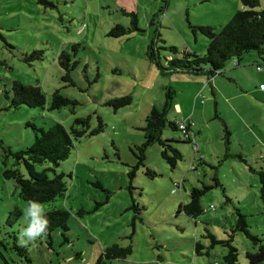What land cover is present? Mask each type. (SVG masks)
<instances>
[{
    "label": "rangeland",
    "instance_id": "rangeland-1",
    "mask_svg": "<svg viewBox=\"0 0 264 264\" xmlns=\"http://www.w3.org/2000/svg\"><path fill=\"white\" fill-rule=\"evenodd\" d=\"M46 2L49 4L38 0H0V264H95L112 245L131 246L132 253L108 264H155L157 260L161 264H224L226 247L215 245L209 256H198L194 254V244L209 247L206 229L216 239L226 240L236 224L237 208L246 216L250 232L264 246L259 181L249 168H264V163L257 160V145L252 142L264 133L259 117L253 131L243 127L239 118L222 104L215 106L209 90H201L204 84L187 83L189 78L204 77L161 75L146 55L157 30L167 47L204 55L208 39L199 32L193 33L189 24L218 31L236 13L230 14V5L225 0ZM129 12L136 13L144 33L109 36L115 24H130ZM72 46H76L75 51ZM33 51H42V59L26 61ZM61 51L68 52L71 61L77 62L70 73L73 86L62 81L64 71L57 61ZM232 61L235 60L229 62ZM13 81L39 85L46 96L44 108H10L4 92ZM55 90L77 102L73 112L68 107L49 110ZM168 90L173 92V103H179L182 110L176 114L172 108L169 120L183 121L186 118L181 112L190 115L192 108L195 110L192 120L199 133L194 141L202 148L199 155L203 161L193 159L190 144L176 143L174 146L183 159L171 170L155 144L146 151L145 167L130 178L128 172L137 162L132 151L144 141L141 129L145 118L152 107H162ZM124 96L131 97L130 105L117 110L107 105L109 100ZM201 114L205 122L200 119ZM88 115H92L91 128L97 126L95 117L100 116L104 131L74 141L69 157L47 172L50 177L64 175V195L44 208L69 212L68 242L60 231L52 234L50 244L47 239L31 242L26 248V262L17 255L14 245L21 246L19 233L28 226L27 204L19 198L13 181L2 176V149L23 150L33 144L34 128L46 129L55 122L68 128L75 118ZM221 115L231 117L233 128L228 145L218 120ZM162 138L182 141L179 133L168 127ZM51 166L45 164L43 168ZM147 168L155 172L154 178L147 176ZM214 178L218 186L214 185ZM130 184L135 188L132 196ZM203 186L211 187L200 198L203 212L190 219L178 209L189 202L193 188ZM131 197L142 209L137 219ZM15 208L21 215L12 216L14 222L8 224L9 213ZM232 245L237 249V264H249L246 254L255 253L257 247L239 232L233 235Z\"/></svg>",
    "mask_w": 264,
    "mask_h": 264
},
{
    "label": "trees",
    "instance_id": "trees-1",
    "mask_svg": "<svg viewBox=\"0 0 264 264\" xmlns=\"http://www.w3.org/2000/svg\"><path fill=\"white\" fill-rule=\"evenodd\" d=\"M167 0H165V3ZM38 3L49 4L46 0H38ZM240 9L229 19V21L218 31L210 26H191L193 33L199 32L208 39V45L204 55H198L189 51L179 52L175 47L166 46L165 41L161 39L159 31H155V38L148 46L146 55L148 60L153 63L161 75H170L173 73L189 74L192 76L207 75L212 77L215 74L222 73L226 63L230 60H235L236 65L242 62L244 56L251 52L259 51L264 45V3L261 0H240ZM130 24L124 26L115 24L109 32L111 37H122L131 33H144V30L138 26L137 15L135 12H129ZM153 25V22H151ZM76 46H72L75 51ZM165 52V54H164ZM43 57L42 51H33L27 57L26 61L41 60ZM60 68L64 71L62 81L73 86L74 82L70 75L71 71L77 65V62H72L70 55L66 51H61L57 57ZM235 65V66H236ZM7 90V89H6ZM173 92L168 90L165 94V101L161 108L152 107L149 114L145 118V124L141 131L143 132V143L135 146L132 154L137 159L136 165L128 172V176L133 178L135 172L140 167H145L146 151L152 145H159L161 148V158L169 166L171 170L175 169L177 163L183 159L179 149L174 146L176 143L190 144L194 160L203 161L202 155H199L198 145L195 143L197 131L195 123L191 130L186 129V135L182 134L178 128V124L183 121H175L168 119V113L174 107ZM4 96L9 100V106L13 109L20 107L28 108H44L46 105V96L39 85H27L20 81H13L9 90L4 92ZM131 104V97L124 96L109 100L107 105L114 110L126 107ZM77 102L62 95L59 90H55L50 99L49 110H59L68 107L73 112ZM97 126L91 128L92 115L83 118H75L73 123L68 127H64L59 122L53 123L50 127L34 128L35 139L31 146L13 152L10 148L3 150V171L2 176L6 180H11L18 189L19 198L28 205L29 201L36 202L43 206V214L49 221L47 234L37 238L34 242L42 239H47L51 242V236L55 231H60L65 242H68V221L69 212L63 208H44V205L52 203L59 196H63L66 191V183L63 180V174H57L50 177L48 171L54 170L59 164L66 160L71 154L74 146V141L84 136H95L102 133L105 129V123L100 116L95 117ZM168 127L174 132H178L180 140L162 138L163 130ZM242 162L245 160L238 156ZM261 163H264V156L260 157ZM11 163L9 164V162ZM45 164L52 165L44 167ZM42 167V168H41ZM41 168V170H39ZM252 172L257 174L259 181V199L264 211V168L259 167V170L249 167ZM192 170L195 168L192 166ZM147 176L154 178L155 172L146 169ZM214 185L218 186V181L214 178ZM211 187L203 186L201 189L193 188L189 194V202L181 205L178 211L190 219L197 218L202 212L200 198ZM131 191V184L128 188ZM132 198L131 208L134 212V218L137 219L141 213V207ZM229 201V199H227ZM237 221L231 234L226 240H218L206 229L205 238H209L211 244L205 248L200 243L194 244V254L198 256H209L210 251L215 245H221L227 248V253L223 256L224 264H237V249L232 245L233 235L236 232L244 234L256 247L255 253H247L246 259L249 264L264 263V246L262 240L249 230V226L245 220L246 216L241 214L240 210H236ZM8 224H12L14 220L12 216L19 217L21 212L15 208L9 213ZM140 219V218H139ZM31 243V242H30ZM27 246H16L14 249L17 255L29 262L27 256ZM132 253V247H119L112 245L105 249L96 259L95 264H108L110 260L125 259ZM161 260H157L155 264H161Z\"/></svg>",
    "mask_w": 264,
    "mask_h": 264
},
{
    "label": "crops",
    "instance_id": "crops-1",
    "mask_svg": "<svg viewBox=\"0 0 264 264\" xmlns=\"http://www.w3.org/2000/svg\"><path fill=\"white\" fill-rule=\"evenodd\" d=\"M225 1L231 7L229 9L230 14H232V12H237L240 9L241 5L239 4V0ZM234 63H236V61L229 62L222 73L215 74L212 77L200 75L205 79L200 78L197 80H191V78H189L187 83L195 81L192 82L195 83V85L204 84L201 90H209L210 94L213 96L215 106L217 107L218 104H222L225 109L229 110L239 118L243 127H249L253 131L258 116V123H260L264 129V88L260 89V85L264 86V45L259 51L254 52L253 54H248L246 59L244 57L243 61L238 65L234 66ZM257 67H260L261 70L258 71ZM195 103L196 102L193 103V106ZM173 110L176 114H180V111H182L180 104L175 103ZM202 111H204V108H202ZM181 113L184 118L190 119L194 122L192 120V114L194 115L195 113L193 108L190 115L184 114L183 112ZM228 118L223 117L222 115L220 118L218 117L226 135L225 143H227V145L229 144V136L231 135L233 128L231 117L228 116ZM200 119L202 122H205L203 114L200 115ZM196 131L198 134L199 131ZM252 142H255L257 145L258 156L263 157L264 133L258 141ZM201 149L202 148L199 149L198 146V150L200 151ZM194 156L195 153L193 154V158Z\"/></svg>",
    "mask_w": 264,
    "mask_h": 264
},
{
    "label": "clouds",
    "instance_id": "clouds-1",
    "mask_svg": "<svg viewBox=\"0 0 264 264\" xmlns=\"http://www.w3.org/2000/svg\"><path fill=\"white\" fill-rule=\"evenodd\" d=\"M25 219L28 226L19 233V243L21 246H27L37 238L47 234L49 221L43 214V208L40 204L29 201L25 209Z\"/></svg>",
    "mask_w": 264,
    "mask_h": 264
},
{
    "label": "built area",
    "instance_id": "built-area-1",
    "mask_svg": "<svg viewBox=\"0 0 264 264\" xmlns=\"http://www.w3.org/2000/svg\"><path fill=\"white\" fill-rule=\"evenodd\" d=\"M236 65V63H234V66ZM257 70L258 71H260L261 70V68L260 67H257ZM264 88V86L263 85H260V89H263ZM193 127V122H190V121H183V122H180L179 124H178V128H179V130L181 131V133L182 134H184V135H186L187 133H186V129H190L191 130V128Z\"/></svg>",
    "mask_w": 264,
    "mask_h": 264
}]
</instances>
